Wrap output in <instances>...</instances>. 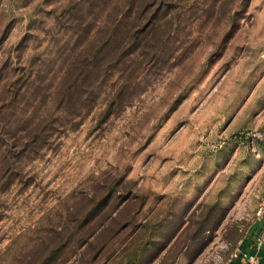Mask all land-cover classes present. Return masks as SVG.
Returning a JSON list of instances; mask_svg holds the SVG:
<instances>
[{"label":"rangeland","instance_id":"rangeland-1","mask_svg":"<svg viewBox=\"0 0 264 264\" xmlns=\"http://www.w3.org/2000/svg\"><path fill=\"white\" fill-rule=\"evenodd\" d=\"M73 2L0 0V264H220L264 195V0H167L164 59L75 128L49 94Z\"/></svg>","mask_w":264,"mask_h":264},{"label":"trees","instance_id":"trees-1","mask_svg":"<svg viewBox=\"0 0 264 264\" xmlns=\"http://www.w3.org/2000/svg\"><path fill=\"white\" fill-rule=\"evenodd\" d=\"M169 4L167 0H74L67 6L72 17L68 28L74 39L68 51V42L58 49L61 75L49 93L63 113L58 119L75 128L92 111L109 82L112 84L103 116L123 108L125 99L141 81L143 60L149 54L157 62L165 57L170 33L164 37L163 25L169 19L160 23L158 15L164 11L167 16ZM79 11L82 16L77 17ZM136 55L142 59L136 60ZM40 61L38 65L44 67L39 71H45L48 62ZM20 94L14 93L11 101Z\"/></svg>","mask_w":264,"mask_h":264},{"label":"crops","instance_id":"crops-1","mask_svg":"<svg viewBox=\"0 0 264 264\" xmlns=\"http://www.w3.org/2000/svg\"><path fill=\"white\" fill-rule=\"evenodd\" d=\"M260 130H264V129H260ZM245 135L247 136L246 133H245ZM260 154L261 153H258V155H260ZM261 164L262 163H260V166H259L258 171L256 173L255 184L256 183L258 184V185H256V186H258V189H257V192L259 193L258 195L262 196L264 194V180L261 181V179L260 180L258 179V177L261 176V174L263 173L264 165L261 167ZM261 177L263 179L264 175H262ZM254 200H255L254 197H252L251 204H249V207H247V209H246V213L244 212V215L242 216L244 218L243 221L241 222L242 223L241 224V228H242L241 233L242 234L234 242L235 244L233 243L234 245H232L233 247L231 248L229 253L222 257V259L224 258V261H225V259H227L229 254L235 248H238L242 253H246L248 255H256L257 257H259L261 259V263H263V260H264V244L262 246L256 245L254 238L261 231V229L264 227V213L261 217H257L255 215V210L257 208L258 202L254 203ZM256 200H257V198H256ZM224 261L220 262V264H224ZM230 264H250V263L248 261H246L244 258H236V259H233L230 262Z\"/></svg>","mask_w":264,"mask_h":264},{"label":"built area","instance_id":"built-area-1","mask_svg":"<svg viewBox=\"0 0 264 264\" xmlns=\"http://www.w3.org/2000/svg\"><path fill=\"white\" fill-rule=\"evenodd\" d=\"M246 134L249 138L256 139L264 143V130L254 129L252 131L247 132ZM263 213H264V195L261 198V202L259 206L255 210V215L257 217H261ZM254 241H255V244L258 246H262L264 244V227L255 236ZM236 258H244L250 264H264V260H263V263H261V259L257 257L256 255H248L246 253H242L238 248H235L229 254L227 259H225L224 264H230V262Z\"/></svg>","mask_w":264,"mask_h":264}]
</instances>
